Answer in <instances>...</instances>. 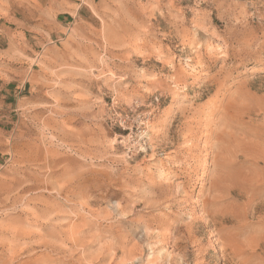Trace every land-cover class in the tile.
I'll list each match as a JSON object with an SVG mask.
<instances>
[{"label": "rangeland", "instance_id": "rangeland-1", "mask_svg": "<svg viewBox=\"0 0 264 264\" xmlns=\"http://www.w3.org/2000/svg\"><path fill=\"white\" fill-rule=\"evenodd\" d=\"M0 264H264V0H0Z\"/></svg>", "mask_w": 264, "mask_h": 264}, {"label": "bare ground", "instance_id": "bare-ground-1", "mask_svg": "<svg viewBox=\"0 0 264 264\" xmlns=\"http://www.w3.org/2000/svg\"><path fill=\"white\" fill-rule=\"evenodd\" d=\"M146 161V160H145ZM171 176V175H170ZM189 216V215H188ZM169 263V262H168Z\"/></svg>", "mask_w": 264, "mask_h": 264}]
</instances>
